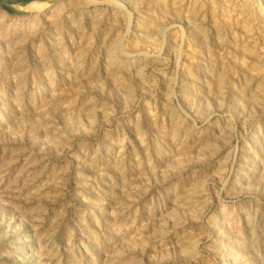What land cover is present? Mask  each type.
<instances>
[{"label":"rangeland","instance_id":"1","mask_svg":"<svg viewBox=\"0 0 264 264\" xmlns=\"http://www.w3.org/2000/svg\"><path fill=\"white\" fill-rule=\"evenodd\" d=\"M0 7V264H264V0Z\"/></svg>","mask_w":264,"mask_h":264},{"label":"water","instance_id":"2","mask_svg":"<svg viewBox=\"0 0 264 264\" xmlns=\"http://www.w3.org/2000/svg\"><path fill=\"white\" fill-rule=\"evenodd\" d=\"M38 0H0V7H3L5 10L9 12H15V8L23 7L28 5L29 3ZM45 1V0H40Z\"/></svg>","mask_w":264,"mask_h":264}]
</instances>
